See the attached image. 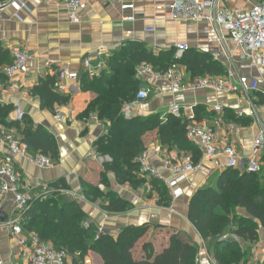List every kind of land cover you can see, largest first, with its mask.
<instances>
[{"label":"crops","instance_id":"obj_1","mask_svg":"<svg viewBox=\"0 0 264 264\" xmlns=\"http://www.w3.org/2000/svg\"><path fill=\"white\" fill-rule=\"evenodd\" d=\"M13 1L16 0L0 1V51H8L11 61L14 49H24L30 52L32 59L28 63V74L13 79L6 77L0 82V103L14 106L10 122L17 121L15 107L19 106L35 126H41L54 136L59 149V160L50 169L42 170L25 157L14 158L15 166L26 185H48L51 188V185L64 180L67 188L61 190V197L67 203L77 202L88 217L86 223L93 224L99 233L104 230L117 238L124 228L149 227L146 236L135 247L134 256L138 260L143 259L145 244L151 243L154 251L161 253L169 246L171 237L178 235L184 240H179L174 264H188L189 261L192 264H264V226L244 207L237 206L232 213L225 215L229 221L212 236L214 239L204 240L189 221L192 197L203 188H216L220 176L227 171L224 155L208 160L196 145L201 151V158L193 163L200 164L201 170L190 175L189 180L180 185L183 195L177 200L172 199L170 206H165L149 182L135 190L128 184L119 185L113 175H107L106 184L102 183L104 164L110 158L99 155L95 143L107 134L108 126L97 115L86 114L96 96L83 92L80 81L71 82L67 93H59L54 89L55 93L70 99L67 105L55 104L54 111L43 108L41 99L32 93L42 80H57L56 71L61 67H68L81 78L87 74L85 62L88 59L93 64L100 61L106 63L114 52L121 50L128 42H140L154 55L175 49L176 58L179 59L184 53L178 52L177 45H187L188 51L220 62L226 73L236 70L242 76L258 79L259 90L249 95L240 90L235 93H217L213 90L175 92L171 83L145 77L140 89L150 87V99L134 108L130 114L124 110L125 104L122 113L127 118L159 114L166 121L171 115L172 105L182 106V113L177 117L188 122V127H213L219 147L230 145L235 148L241 161L234 170L241 176L247 174L246 167L254 154L253 142L260 132V121L264 120V75L250 66L229 37L226 36L225 43H222L207 22L173 21L171 5L176 0H126L135 7L136 20L133 22L123 21V17L131 13L122 12L117 1L89 0L80 24L71 23L60 0H22L28 9L20 11L13 6ZM216 1L222 9L245 11L259 0ZM179 66L186 82L194 80L184 66ZM6 67H3L4 73ZM225 74L205 77H221ZM235 85L238 86L237 80ZM216 106H222L223 112H215ZM239 113H243L244 117L238 118ZM58 115L63 120L58 119ZM218 120L222 123L218 124ZM233 127L238 130L234 131ZM6 132L9 131L5 127H0V138ZM11 132L19 135L18 129L14 127ZM145 143L147 150L159 152L158 156L151 158L150 163L158 169L164 180H170L173 176L163 169V159H171L175 163L188 156L192 159L191 153H181L175 146L163 147L158 131L147 134ZM255 156L264 165V151L255 153ZM256 177L264 186V167ZM82 181L98 186L101 190L110 189L118 193L129 202L130 208L122 214L104 211L99 204H92L85 198ZM168 193L171 198V192ZM0 214L5 217V221L0 222V264H30V248L18 243L9 226L11 220H20L22 226L24 223V217L18 212L12 195L0 194ZM254 225L258 228L255 240L238 236L240 228H252ZM73 261L74 258L69 256L67 264H73ZM84 264H104V261L98 253L90 251Z\"/></svg>","mask_w":264,"mask_h":264},{"label":"trees","instance_id":"obj_2","mask_svg":"<svg viewBox=\"0 0 264 264\" xmlns=\"http://www.w3.org/2000/svg\"><path fill=\"white\" fill-rule=\"evenodd\" d=\"M12 62L8 51L1 50L0 82L6 79L3 67ZM142 65L151 66L157 73H166L173 65H182L192 79L220 76L226 71L220 62L195 51H186L179 59L175 49L154 55L142 43L128 42L107 59L106 69L99 76L90 78L85 74L80 78L82 91L96 96L86 114L97 115L108 126L107 134L95 143L98 154L110 158L104 164L102 183L106 184L107 175H113L119 185L128 184L135 190L149 182L157 190L161 203L170 206L172 197H168L169 189L164 181L148 179L141 174L137 158L147 151L145 136L158 131L163 147L175 146L181 153H191L194 162L201 158V151L188 139V122L180 117L171 114L164 121L159 114L131 118L123 115L124 105L134 102L141 88L138 69ZM55 84V78H48L32 90L41 99L43 108L52 111L55 104L64 106L70 101L69 97L55 93ZM13 112L14 106L0 103V127L9 132L13 127L18 129V138L27 145L30 156L44 155L57 163L59 149L54 136L41 126H35L25 115L22 122H10ZM82 187L85 198L92 204H99L108 213L122 214L130 208L128 201L110 189L104 191L85 181H82ZM51 188L52 192L46 199L31 201L30 209L22 215V227L42 241L52 243L58 252L72 256L73 264H84L90 251L98 253L104 264L175 263L178 243L184 237L172 236L169 246L161 253H156L153 245L147 243L143 248V259H135V247L146 236L149 227L124 228L117 238L109 233H99L93 224L85 226L88 217L77 202L67 203L61 197V190L67 188L64 180L51 185ZM237 206L244 207L264 226V186L256 175L247 173L240 176L234 169H227L220 176L216 188H203L192 197L188 218L203 239L208 240L226 226L229 219L225 215L232 213ZM257 229L254 225L252 228H240L237 233L239 237L255 240ZM187 263L192 264L190 261Z\"/></svg>","mask_w":264,"mask_h":264},{"label":"built area","instance_id":"obj_3","mask_svg":"<svg viewBox=\"0 0 264 264\" xmlns=\"http://www.w3.org/2000/svg\"><path fill=\"white\" fill-rule=\"evenodd\" d=\"M117 1L121 5L122 12H130L131 15L123 17V21L133 22L136 20L134 15L135 7L126 0H108ZM60 3L66 8L69 19L73 24H80L83 15L89 6V0H60ZM13 6L18 10L28 9L22 0L13 1ZM171 19L175 22L199 23L207 22L214 28L222 43H225V37L236 45L242 52L244 58L250 63V66L264 75V0H259L249 10L232 11L222 9L218 6L216 0H176L171 5ZM179 53L188 51L187 45H177ZM13 62L5 68V75L9 79L20 75H26L29 72L28 63L32 59L29 51L24 49H14L12 52ZM86 73L90 78L99 76L105 69L106 63L100 61L93 64L88 59L85 62ZM57 80L55 90L59 93H67L70 90L71 82L78 83L80 76L72 72L68 67H61L57 71ZM145 77H151L156 81H167L175 92H197L200 90H213L217 93H235L239 90L246 95L259 90V81L256 78L250 79L240 75L236 70H228L221 77L197 78L186 82L179 65H173L166 73H157L151 66L142 65L138 69V78L142 81ZM237 80L238 86L235 85ZM151 88L145 87L139 90L134 102L125 107L127 114L134 108H138L141 103L150 99ZM182 106L172 105L171 114L180 116ZM191 111V108H188ZM214 111L223 112L222 106H216ZM16 120L22 122L24 112L19 107H15ZM58 119L63 120L61 115ZM244 117L243 113L238 114V118ZM218 124L222 121L218 120ZM261 129L253 142V155L249 159L246 172L252 175H259L263 171V163L255 153L264 151V120L260 121ZM234 131L238 128L233 127ZM188 139L197 145L208 160L218 155H224L227 159V169H237L240 164V158L233 146L227 145L219 147L216 141V133L213 127L191 125L187 128ZM158 151L147 150L142 153L137 162L140 164L141 174L149 178H157L164 181L171 192L173 200L179 199L183 195L180 185L189 180L190 175L201 170L200 164L193 163L188 156L174 162L171 159H163V169L172 174V179L164 180L151 163L154 156H158ZM17 156L25 157L31 163L37 165L40 169H50L56 166V163L47 156H30L27 145L21 142L14 132H6L0 138V194L1 196L12 195L17 205V210L22 216L24 212L30 209V203L33 199H46L52 192L50 186L42 185L40 187H30L26 185L23 176L17 170L14 158ZM38 188V189H37ZM169 223V222H168ZM165 223V224H168ZM9 226L12 229L14 238L21 246L30 248V264H67L68 256L63 252H58L52 243L44 242L36 234H26L23 230L20 220H11ZM86 227L89 225L86 223ZM102 233V232H101Z\"/></svg>","mask_w":264,"mask_h":264},{"label":"water","instance_id":"obj_4","mask_svg":"<svg viewBox=\"0 0 264 264\" xmlns=\"http://www.w3.org/2000/svg\"><path fill=\"white\" fill-rule=\"evenodd\" d=\"M5 221V217L4 215L0 214V222H4ZM106 231H102V233H105Z\"/></svg>","mask_w":264,"mask_h":264}]
</instances>
